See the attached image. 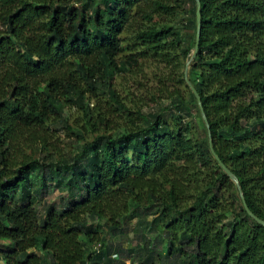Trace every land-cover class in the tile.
<instances>
[{
  "label": "trees",
  "instance_id": "1",
  "mask_svg": "<svg viewBox=\"0 0 264 264\" xmlns=\"http://www.w3.org/2000/svg\"><path fill=\"white\" fill-rule=\"evenodd\" d=\"M200 1L188 76L264 219V0ZM196 9L0 0V264H264V226L185 80ZM148 63L157 84L122 93L117 77Z\"/></svg>",
  "mask_w": 264,
  "mask_h": 264
},
{
  "label": "rangeland",
  "instance_id": "2",
  "mask_svg": "<svg viewBox=\"0 0 264 264\" xmlns=\"http://www.w3.org/2000/svg\"><path fill=\"white\" fill-rule=\"evenodd\" d=\"M184 10H186L188 8V5L184 6ZM184 10L181 11V15H179L176 20H175V26L178 28H181L182 23L184 22V18L186 17V14L184 13ZM187 32V31H185ZM143 70L141 69H135L134 71H132V73L126 74V75H119L116 79L117 84H118V89L123 93V92H133L136 95H138L139 97L145 94V90L147 88H150L151 86H155L157 84V79L155 77V68L154 66H151L149 63L146 64L144 67H142ZM126 96V93L124 94ZM93 105V104H92ZM68 110L70 111V118L71 121L77 122V124H83L82 121V113L76 109L73 108H68ZM69 136V137H68ZM71 135H63L60 136V138L58 139L59 141V145L65 150L66 153H71L75 150L74 148V144L72 143V140L70 138ZM87 137L89 139H91L90 137H92V135L90 133H87ZM72 154V153H71ZM57 192L55 193V195H51L50 198H57ZM149 218H151V216H149ZM138 218L133 220V225H131L130 227V231H128L129 233V238L132 239L133 235L136 234L135 231H133V227L135 225V222ZM109 240L111 239H117L116 237H113L110 234H107ZM4 241H0V251L3 252V250L5 249V245ZM130 245V244H129ZM0 252V253H1ZM133 260L135 262H138V259L134 258V259H129L126 264H129L130 262L134 263ZM3 264H5V261L2 262ZM130 263V264H132Z\"/></svg>",
  "mask_w": 264,
  "mask_h": 264
},
{
  "label": "water",
  "instance_id": "3",
  "mask_svg": "<svg viewBox=\"0 0 264 264\" xmlns=\"http://www.w3.org/2000/svg\"><path fill=\"white\" fill-rule=\"evenodd\" d=\"M197 2V9H196V20H197V33H196V42H195V46L193 48V52H192V56L191 58H189L186 62V68H185V80L188 84V86L190 87V89L193 91V93L195 94L198 104L200 106L201 109V113L203 116V119L208 127V133H209V145H210V149L211 152L214 156V158L217 160L218 164L221 166V168L226 172V174L230 177V179H232L236 185L237 188L239 190L243 205L245 210L247 211V213L253 218L255 219L258 223L262 224L264 226V219L258 217L248 206L247 201L245 199L242 187L240 185L239 179L238 177L235 175V173L225 164V162L222 160V158L220 157V155L216 152L214 146H213V142H212V134L210 131V124H209V120L207 118V115L204 111L203 105H202V98L200 93L198 92V90L196 89V87L193 85V83L191 82V80L189 79L188 76V70L190 67V64L192 62V60L197 56L198 50H199V42H200V33H201V25H202V14H201V1L200 0H196Z\"/></svg>",
  "mask_w": 264,
  "mask_h": 264
}]
</instances>
